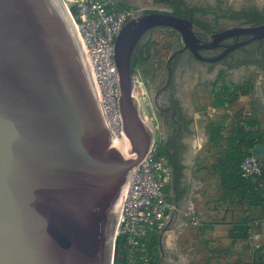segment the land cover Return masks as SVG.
Masks as SVG:
<instances>
[{
  "label": "water",
  "instance_id": "obj_1",
  "mask_svg": "<svg viewBox=\"0 0 264 264\" xmlns=\"http://www.w3.org/2000/svg\"><path fill=\"white\" fill-rule=\"evenodd\" d=\"M184 25L155 13L117 37L123 132L136 153L126 159L63 0H0V264H115L128 175L153 140L131 55L149 28Z\"/></svg>",
  "mask_w": 264,
  "mask_h": 264
},
{
  "label": "flooded vegetation",
  "instance_id": "obj_2",
  "mask_svg": "<svg viewBox=\"0 0 264 264\" xmlns=\"http://www.w3.org/2000/svg\"><path fill=\"white\" fill-rule=\"evenodd\" d=\"M154 1L171 11H142L130 16L121 32H133L145 16L155 13L186 22L181 29L149 28L131 55L133 69L140 58L136 48L154 30L169 29L175 37L176 44L160 73L163 87L155 95V102L167 135L165 151L182 164L188 137L201 135L198 129L202 113L195 106L193 90L188 87L206 82L216 84L222 72L250 70L264 78V30L260 31L264 29V0H184L181 15L176 13L174 0Z\"/></svg>",
  "mask_w": 264,
  "mask_h": 264
},
{
  "label": "built area",
  "instance_id": "obj_3",
  "mask_svg": "<svg viewBox=\"0 0 264 264\" xmlns=\"http://www.w3.org/2000/svg\"><path fill=\"white\" fill-rule=\"evenodd\" d=\"M70 3L75 7L71 17L97 85L107 123L109 127L114 123L118 127L116 132L122 131L115 44L131 13L117 0H72ZM241 168L244 178L257 181L263 174V157L257 152L248 155ZM172 180L170 161L153 141L143 161L131 174L117 235L124 241L123 247L133 264L153 263L149 237L162 230L167 215L176 210L169 196ZM260 189H264V181ZM261 240L260 233L251 232L250 241L255 247Z\"/></svg>",
  "mask_w": 264,
  "mask_h": 264
},
{
  "label": "rangeland",
  "instance_id": "obj_4",
  "mask_svg": "<svg viewBox=\"0 0 264 264\" xmlns=\"http://www.w3.org/2000/svg\"><path fill=\"white\" fill-rule=\"evenodd\" d=\"M63 1L67 4L70 15L74 14V5L68 0ZM117 1L131 13V16L142 11H171L168 7L156 3L154 0L149 1L143 7L138 3H132L131 0ZM175 44L176 40L171 30L160 29L152 31L150 37L148 35V37L144 38L136 48L138 55L140 53V58L133 75L135 86L134 97L137 103L138 113L147 126V129L153 133L154 143L164 153V142L167 135L159 121L160 111L155 102V95L163 87V83L160 81V73L164 69ZM225 86L229 87L230 96L227 98L222 96L223 91L221 89ZM216 91L220 93L219 96H215ZM193 92L195 95V106L202 113V121L198 129L201 131V140L199 143L200 146L194 156H192V141L195 138L198 139V134L188 137L184 154L185 157L182 158V161L188 165L186 170L187 168L188 170L196 168L199 164L197 162L200 161L201 157L218 158L224 151L223 148L227 145L226 142L230 137V132L239 122L244 127H248L253 117L261 127L263 135V143L258 145L264 146V78L261 74L254 73L250 70H243L241 73L222 72L216 84L206 82L205 85L194 87ZM247 92L250 93L249 96L245 95ZM111 138L125 139L128 142L127 150L123 151L126 159L130 158L135 152V148L123 130L121 131L120 129L114 136L112 134ZM254 152L256 154V150ZM190 162L192 168H190ZM131 174L128 176L129 182ZM172 190L173 181L169 185V196L171 200ZM153 234L149 240L154 236L153 239L158 244L161 230ZM116 239L117 253L120 239L118 236ZM157 244L155 247L158 246Z\"/></svg>",
  "mask_w": 264,
  "mask_h": 264
},
{
  "label": "crops",
  "instance_id": "obj_5",
  "mask_svg": "<svg viewBox=\"0 0 264 264\" xmlns=\"http://www.w3.org/2000/svg\"><path fill=\"white\" fill-rule=\"evenodd\" d=\"M131 1L143 7L151 0ZM188 88L194 90V85ZM214 159L201 157L194 169L190 162L193 170H186L188 165L182 162L184 193L177 198L173 187L176 210L165 219L152 264H250L254 250L264 244V224L258 247L250 239L234 235L243 220V208L235 195L229 196L221 187V176L211 169ZM256 209L251 218L263 223L264 212ZM127 264H133L129 255Z\"/></svg>",
  "mask_w": 264,
  "mask_h": 264
},
{
  "label": "trees",
  "instance_id": "obj_6",
  "mask_svg": "<svg viewBox=\"0 0 264 264\" xmlns=\"http://www.w3.org/2000/svg\"><path fill=\"white\" fill-rule=\"evenodd\" d=\"M172 4L178 15L183 14L181 5L184 6V0H174ZM187 12H189V10H187ZM137 63L133 66V70H135ZM221 90L223 91L222 96L226 98L230 96L228 86L223 87ZM249 94L250 93L247 92L245 95L249 96ZM219 95L220 93L216 91L215 96ZM226 143L227 145L223 148L224 151L215 159L211 169L221 176V187L223 190L226 191L229 196L235 195L237 197V204L243 208V220L241 225L234 229V235L240 238L250 239L252 231L261 232L262 223L252 219L251 214H254L252 211L254 208H257L256 210L260 209L262 213L264 212V189H260V184L264 181V169L262 176L259 177L257 181H252L243 177L241 166L246 156L255 154L256 145L263 143L261 127L256 123L254 117L253 120L249 122L248 127H244L239 122L230 132V137L227 139ZM164 154L168 157L172 166L173 187L177 198H180L184 193V190L181 188L184 166L179 159L173 157L170 152L165 151ZM248 212L250 214L246 216L245 214ZM153 237L152 244L150 240L148 241L152 258L153 250L156 249L155 246L157 244ZM123 244L124 241L120 239V244L118 243V250L115 256V264H127L128 253L124 249ZM250 264H264V244L254 250Z\"/></svg>",
  "mask_w": 264,
  "mask_h": 264
},
{
  "label": "bare ground",
  "instance_id": "obj_7",
  "mask_svg": "<svg viewBox=\"0 0 264 264\" xmlns=\"http://www.w3.org/2000/svg\"><path fill=\"white\" fill-rule=\"evenodd\" d=\"M69 2H71L72 0H68ZM64 2V1H63ZM64 4H65V6L67 7V9H68V6H67V4L64 2ZM68 11H69V9H68ZM93 78V77H92ZM93 81H94V79H93ZM94 85H95V88H96V93H97V97H98V102L100 103V94H99V91H98V88H97V85L95 84V82H94ZM135 87V86H134ZM133 96H134V90H133ZM135 98V97H134ZM111 129H110V131H111V133L113 134V136H114V134L116 133V131H117V126H115V124L114 123H111ZM199 140H197V142H195V144H193V146H192V152H191V155L192 156H194V154L196 153V150L198 149V147L200 146V140H201V136H199V138H198ZM114 141H115V143L117 144V146L119 147V149L120 150H122V151H125V150H127V147H128V142L125 140V139H119V138H114L113 139ZM128 140V139H127ZM131 149H133V148H131ZM134 152V151H133ZM136 155V153L134 152L133 154H132V157L133 156H135ZM192 159V158H191ZM133 172V170L129 173V175L131 174ZM128 175V176H129ZM131 177V176H130ZM128 183H129V178H128V182L126 183V186H125V191H124V196H123V201H122V205H123V202H124V199H125V195H126V192H127V190H126V188L128 187ZM122 205H121V210H120V215H119V220H118V225H117V230H116V235H115V238L117 237V235H118V231H119V226H120V219H121V211H122Z\"/></svg>",
  "mask_w": 264,
  "mask_h": 264
}]
</instances>
